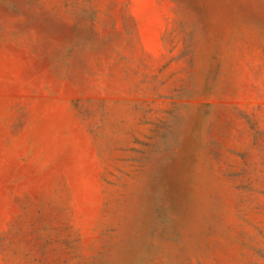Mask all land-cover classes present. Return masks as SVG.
Here are the masks:
<instances>
[{
    "label": "rangeland",
    "instance_id": "374dc122",
    "mask_svg": "<svg viewBox=\"0 0 264 264\" xmlns=\"http://www.w3.org/2000/svg\"><path fill=\"white\" fill-rule=\"evenodd\" d=\"M0 264H264V0H0Z\"/></svg>",
    "mask_w": 264,
    "mask_h": 264
}]
</instances>
